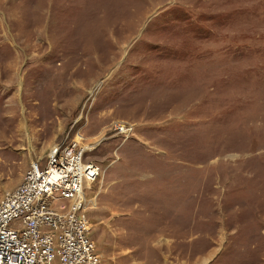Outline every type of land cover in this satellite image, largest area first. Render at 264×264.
<instances>
[{
    "label": "rangeland",
    "instance_id": "rangeland-1",
    "mask_svg": "<svg viewBox=\"0 0 264 264\" xmlns=\"http://www.w3.org/2000/svg\"><path fill=\"white\" fill-rule=\"evenodd\" d=\"M76 137L101 264H264V0H0V198Z\"/></svg>",
    "mask_w": 264,
    "mask_h": 264
},
{
    "label": "built area",
    "instance_id": "built-area-1",
    "mask_svg": "<svg viewBox=\"0 0 264 264\" xmlns=\"http://www.w3.org/2000/svg\"><path fill=\"white\" fill-rule=\"evenodd\" d=\"M112 129L124 139L134 131L127 122ZM82 140L52 145L45 164L31 162L21 183L0 198V264H101L86 216L93 202L85 198L101 172L84 159L98 142Z\"/></svg>",
    "mask_w": 264,
    "mask_h": 264
},
{
    "label": "bare ground",
    "instance_id": "bare-ground-1",
    "mask_svg": "<svg viewBox=\"0 0 264 264\" xmlns=\"http://www.w3.org/2000/svg\"><path fill=\"white\" fill-rule=\"evenodd\" d=\"M89 148H91V146H89Z\"/></svg>",
    "mask_w": 264,
    "mask_h": 264
}]
</instances>
